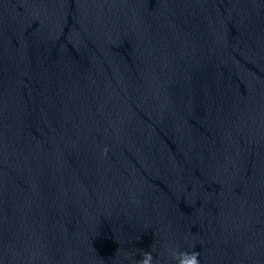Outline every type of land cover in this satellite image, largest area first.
Instances as JSON below:
<instances>
[{
    "label": "water",
    "instance_id": "water-1",
    "mask_svg": "<svg viewBox=\"0 0 264 264\" xmlns=\"http://www.w3.org/2000/svg\"><path fill=\"white\" fill-rule=\"evenodd\" d=\"M0 264H264V0H0Z\"/></svg>",
    "mask_w": 264,
    "mask_h": 264
}]
</instances>
